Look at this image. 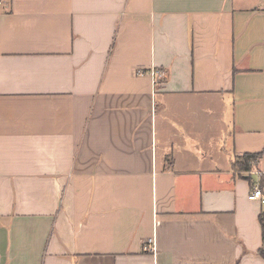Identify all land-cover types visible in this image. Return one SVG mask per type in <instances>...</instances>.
<instances>
[{
  "label": "crops",
  "instance_id": "crops-1",
  "mask_svg": "<svg viewBox=\"0 0 264 264\" xmlns=\"http://www.w3.org/2000/svg\"><path fill=\"white\" fill-rule=\"evenodd\" d=\"M260 177L264 0H0V264H264Z\"/></svg>",
  "mask_w": 264,
  "mask_h": 264
},
{
  "label": "trees",
  "instance_id": "trees-1",
  "mask_svg": "<svg viewBox=\"0 0 264 264\" xmlns=\"http://www.w3.org/2000/svg\"><path fill=\"white\" fill-rule=\"evenodd\" d=\"M260 158H261V153L259 152L243 153L233 158V160L231 161V168L232 170L236 171L238 175H242L246 178H250V171L253 169V167L257 166V163ZM257 184L261 189H263L264 186L263 177L259 178ZM258 219L261 228L262 245L258 249L257 253L264 258V210L260 212Z\"/></svg>",
  "mask_w": 264,
  "mask_h": 264
},
{
  "label": "built area",
  "instance_id": "built-area-1",
  "mask_svg": "<svg viewBox=\"0 0 264 264\" xmlns=\"http://www.w3.org/2000/svg\"><path fill=\"white\" fill-rule=\"evenodd\" d=\"M150 74L153 76L154 80L163 77L164 73L161 70H152ZM248 199L259 200L264 204V195L258 184H255L248 194Z\"/></svg>",
  "mask_w": 264,
  "mask_h": 264
},
{
  "label": "rangeland",
  "instance_id": "rangeland-1",
  "mask_svg": "<svg viewBox=\"0 0 264 264\" xmlns=\"http://www.w3.org/2000/svg\"><path fill=\"white\" fill-rule=\"evenodd\" d=\"M219 130V129H218ZM220 137V136H219Z\"/></svg>",
  "mask_w": 264,
  "mask_h": 264
}]
</instances>
